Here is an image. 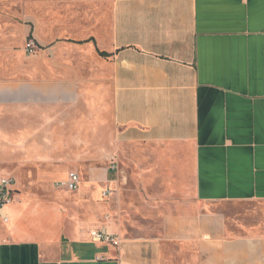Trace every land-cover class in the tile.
Here are the masks:
<instances>
[{"label":"crops","instance_id":"obj_1","mask_svg":"<svg viewBox=\"0 0 264 264\" xmlns=\"http://www.w3.org/2000/svg\"><path fill=\"white\" fill-rule=\"evenodd\" d=\"M82 17L33 56L0 25V178L90 187L87 221L5 206L0 264H264V0H112L104 34Z\"/></svg>","mask_w":264,"mask_h":264},{"label":"rangeland","instance_id":"obj_2","mask_svg":"<svg viewBox=\"0 0 264 264\" xmlns=\"http://www.w3.org/2000/svg\"><path fill=\"white\" fill-rule=\"evenodd\" d=\"M112 0H0V25L9 26V45L13 49H22L24 51L27 39L33 38L36 43L40 42L48 31V24L56 29L59 27L71 28L74 22H68L66 16L74 18L81 14L82 19H88V15L95 19L96 29L99 34H104L108 31L110 20V9ZM16 5V9H10L9 4ZM50 5H70L64 9H43V6ZM49 15L50 19H46ZM45 17V20H43ZM75 20V19H74ZM78 20V19H76ZM93 25H91V28ZM72 32V30L70 31ZM73 34V33H69ZM26 40V41H25ZM38 41V42H37ZM113 154H108L100 159L98 166L100 168H109L112 173V178H115L114 172L111 170L109 158ZM108 158V159H107ZM74 172L79 176V186L75 191H68L66 187H57L56 184L65 181L68 173ZM110 177V176H109ZM108 177V178H109ZM14 193L10 195V202L16 200L23 203L27 212L37 211L38 213L45 212L47 214H58L60 216L77 217L83 221L88 220L89 212V178L88 172L84 170H56V169H34L30 172L20 173V177L15 180ZM133 200V198H130ZM104 200L102 193L98 201ZM49 212V213H48ZM61 221V220H59ZM105 220H100L103 223ZM138 223L142 220L128 219L121 222ZM150 225L154 226V231H159V219L151 220ZM150 221V222H151ZM14 221L6 228L10 227ZM50 228L55 232L60 225ZM33 226H42V223L50 226L51 221L48 219L33 218L30 222ZM98 228V227H97ZM144 236H149L144 235Z\"/></svg>","mask_w":264,"mask_h":264},{"label":"built area","instance_id":"obj_3","mask_svg":"<svg viewBox=\"0 0 264 264\" xmlns=\"http://www.w3.org/2000/svg\"><path fill=\"white\" fill-rule=\"evenodd\" d=\"M40 50V45L33 39H28L25 43L24 53L27 56H33ZM111 170H116L115 157L111 158ZM79 176L77 173L70 172L67 174L65 181L56 184L57 187H66L68 191H75L79 186ZM14 185V180L9 176L0 178V218L5 224L8 222V217L4 213V207L10 203L11 187ZM89 239L94 243H101L119 246V240L116 236L108 234L103 228H95L89 231Z\"/></svg>","mask_w":264,"mask_h":264},{"label":"trees","instance_id":"obj_4","mask_svg":"<svg viewBox=\"0 0 264 264\" xmlns=\"http://www.w3.org/2000/svg\"><path fill=\"white\" fill-rule=\"evenodd\" d=\"M101 56H106L104 53H99Z\"/></svg>","mask_w":264,"mask_h":264},{"label":"bare ground","instance_id":"obj_5","mask_svg":"<svg viewBox=\"0 0 264 264\" xmlns=\"http://www.w3.org/2000/svg\"><path fill=\"white\" fill-rule=\"evenodd\" d=\"M11 203V202H10Z\"/></svg>","mask_w":264,"mask_h":264}]
</instances>
